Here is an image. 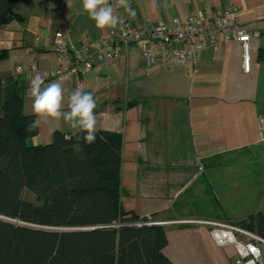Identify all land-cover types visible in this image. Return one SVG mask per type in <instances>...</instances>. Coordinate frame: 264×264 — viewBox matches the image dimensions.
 Masks as SVG:
<instances>
[{
  "label": "crops",
  "instance_id": "obj_1",
  "mask_svg": "<svg viewBox=\"0 0 264 264\" xmlns=\"http://www.w3.org/2000/svg\"><path fill=\"white\" fill-rule=\"evenodd\" d=\"M109 2L115 7L113 0ZM130 4L134 16L122 7H116L115 14L147 23L232 7L244 27L260 33L249 41L248 71L242 70V48L235 40L208 45L195 64H177L171 49L157 46L150 48L151 53L158 57L163 53L162 60L149 64L140 44L131 43L114 59L96 61L86 75L44 79L45 85L61 83L65 110L72 91L91 92L97 105L96 130L121 134L120 206L162 223L167 238L162 253L173 264H235L239 260L235 246L216 244L210 228L197 221L237 223L264 212V140L258 123L264 115V61L256 56L264 45V0H130ZM108 29L95 27L82 0H20L0 27V49H7L0 78L12 77L25 85L24 113H33L30 67H56L52 47L35 41L36 35L60 30L76 42ZM55 129L79 133L62 119H41L29 144L48 143ZM232 167L251 170L239 176L230 173ZM237 201L246 204L241 209L229 206ZM257 244L264 264V243Z\"/></svg>",
  "mask_w": 264,
  "mask_h": 264
},
{
  "label": "trees",
  "instance_id": "obj_2",
  "mask_svg": "<svg viewBox=\"0 0 264 264\" xmlns=\"http://www.w3.org/2000/svg\"><path fill=\"white\" fill-rule=\"evenodd\" d=\"M19 1L0 0V27ZM256 56L264 61V45ZM24 86L0 78V264H173L164 227L120 206L121 134L96 130L89 145L55 129L29 144L38 129L27 131ZM234 224L264 239V212Z\"/></svg>",
  "mask_w": 264,
  "mask_h": 264
},
{
  "label": "built area",
  "instance_id": "obj_3",
  "mask_svg": "<svg viewBox=\"0 0 264 264\" xmlns=\"http://www.w3.org/2000/svg\"><path fill=\"white\" fill-rule=\"evenodd\" d=\"M116 6V0H113ZM256 30L244 27L232 7L191 13L186 18L172 17L158 19L154 22L130 21L120 16L116 28H109L97 37H85L79 41H71L62 31L55 30L50 35L37 34L35 41L52 47L56 59L54 69H40L33 64L29 69L31 78L39 73L44 79L73 75L83 76L95 67V62L110 61L120 54L123 47L131 43H139L149 64L162 60L151 53V47L157 46L170 50V57L177 64H195L198 54L208 45L224 43L229 40L238 41L242 48V70L250 67L249 41L259 37ZM179 43L181 47H173ZM22 68L16 67V74ZM261 139L264 140V115L258 119ZM210 228V234L218 245L233 244L239 260L235 264H260L262 253L258 242L264 239L231 222L219 220L197 221ZM155 224H162L155 222Z\"/></svg>",
  "mask_w": 264,
  "mask_h": 264
},
{
  "label": "clouds",
  "instance_id": "obj_4",
  "mask_svg": "<svg viewBox=\"0 0 264 264\" xmlns=\"http://www.w3.org/2000/svg\"><path fill=\"white\" fill-rule=\"evenodd\" d=\"M82 7L89 19L94 21L95 27L100 30L118 26L120 17L115 14L116 7H122L130 15H135L130 0H116L115 7L109 0H82ZM29 94L33 99L35 119L28 123V132L38 129L41 119H62L70 128L85 133L83 140L86 144L96 142L97 105L91 92L82 88L72 91L67 97L65 110V95L61 83L52 82L45 85L44 76L37 73L30 80Z\"/></svg>",
  "mask_w": 264,
  "mask_h": 264
},
{
  "label": "rangeland",
  "instance_id": "obj_5",
  "mask_svg": "<svg viewBox=\"0 0 264 264\" xmlns=\"http://www.w3.org/2000/svg\"><path fill=\"white\" fill-rule=\"evenodd\" d=\"M29 93V91H28ZM251 169L250 168H245V167H232L229 169L230 173L234 172L235 174L237 175H247V173L250 171ZM23 196L24 198H27V199H32L33 197L31 195H29L26 191H24L23 193ZM250 202V201H248ZM251 203H254L253 200H251ZM246 204L244 202H238L237 203H234V204H229L230 207L232 208H238V209H241L243 207V205Z\"/></svg>",
  "mask_w": 264,
  "mask_h": 264
}]
</instances>
